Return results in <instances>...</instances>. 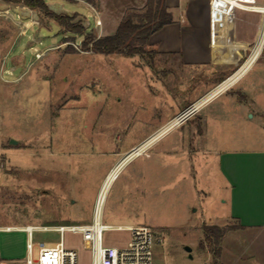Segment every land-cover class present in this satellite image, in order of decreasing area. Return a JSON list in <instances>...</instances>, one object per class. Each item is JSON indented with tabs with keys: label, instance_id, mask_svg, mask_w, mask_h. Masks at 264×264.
Wrapping results in <instances>:
<instances>
[{
	"label": "rangeland",
	"instance_id": "374dc122",
	"mask_svg": "<svg viewBox=\"0 0 264 264\" xmlns=\"http://www.w3.org/2000/svg\"><path fill=\"white\" fill-rule=\"evenodd\" d=\"M73 23L80 22L74 17ZM90 34L103 37L91 26L73 32L22 2L0 0V227L90 222L110 153H127L148 139L164 127L146 137L171 107L193 94L173 93L174 84L165 83L162 75L171 69L153 46L143 55H105L84 48ZM199 127L196 120L187 121L183 129L174 128L147 149L178 146L183 138L192 143ZM196 140L194 145L199 144ZM205 157L194 155L198 173L192 194L186 192L183 198L168 180L169 191L163 196L139 200L132 195L136 185H129L128 172H123L106 192L102 222L149 226L156 237L154 264L222 263L219 254L227 228L218 241H209L203 227L210 225L212 214L221 213L225 191L216 162L207 177L198 167L206 158L216 161ZM159 172L152 171L142 185L157 183ZM226 238V258L244 244L253 250L261 245L264 252V243L253 233ZM129 239L127 230L107 229L103 234L107 246H124ZM26 240L25 232H0V259L21 260ZM58 241L55 232H34L35 244ZM64 242L77 250L78 264H92L90 244L78 234L66 232ZM37 254L35 245V258Z\"/></svg>",
	"mask_w": 264,
	"mask_h": 264
},
{
	"label": "crops",
	"instance_id": "0c3cea01",
	"mask_svg": "<svg viewBox=\"0 0 264 264\" xmlns=\"http://www.w3.org/2000/svg\"><path fill=\"white\" fill-rule=\"evenodd\" d=\"M45 1L53 12L76 17L84 27L95 28L100 36L114 34L127 11L142 10L146 4L144 0ZM139 1L142 5H135ZM263 2L256 0L246 6L235 5L231 0H166L173 22L155 32L149 44L171 69L162 75L165 83L174 84L173 93L184 96L194 91L171 107V112L157 122L156 128L146 137L158 127L167 125L190 103L206 95L209 100L188 120H196L200 125L192 143L189 138H183L178 146L166 144L161 150L147 149L126 160L113 181L127 171L126 181L136 185L133 188L136 193L132 195L139 200L151 194L163 196V191H169L167 182L171 181L174 184L171 190L183 198L186 192L192 194V180L198 173L194 168V155L202 153L206 157H216V161L205 157L198 167L207 177L210 164L216 162L223 181L225 197L220 199L223 208L219 216L214 213L210 217V225L227 228L219 254L220 264H264L261 245L253 250L244 244L231 258H226L224 253L226 237L232 234L253 233L259 244L264 243V46L255 59L248 60L238 70L264 28V14L252 8L262 6ZM188 80L191 83L188 84ZM183 127L184 124L176 130ZM196 139L199 144L194 145ZM116 151L110 153L112 156L101 186L112 167L127 154V150ZM152 171H160L157 183L143 186ZM135 226L141 225L123 227Z\"/></svg>",
	"mask_w": 264,
	"mask_h": 264
},
{
	"label": "built area",
	"instance_id": "2783aa9c",
	"mask_svg": "<svg viewBox=\"0 0 264 264\" xmlns=\"http://www.w3.org/2000/svg\"><path fill=\"white\" fill-rule=\"evenodd\" d=\"M255 1L256 0H231V2L235 5L245 4L246 6L252 5L251 3H254ZM252 8L264 14V2L263 5L260 7ZM263 46L264 28L262 30L259 40L251 49L248 58L238 70L243 68V66L247 63L248 60L255 59L257 55L261 52ZM208 100L209 96L206 95L190 103L179 113H177L167 125H165L153 135H156L163 129V131L166 130V132H168L170 129L182 126L185 122H187L189 119L198 114ZM166 132L161 133L165 134ZM148 139H146L139 145L131 148V150L127 152V154L123 157L121 162L123 160L126 161L129 158L138 156L143 153L150 146V144H145ZM137 148L139 149V151H135ZM120 163L116 165L111 170V172L115 168L119 167ZM105 183L106 180L97 194V198L94 205L93 217L90 223L60 224L54 226L28 225L23 227H0V232H9L15 230L25 232L27 235L25 257H23L17 262L5 261L0 259V264H78L77 250L73 248H67L65 246L64 236L66 232L78 234L85 243L90 244L92 264H154L153 246L156 237L149 226L141 225L135 227H114L112 225H107L102 222V207L105 200V193H103V189ZM107 229L127 230L128 232H130V239L128 243L124 246L104 245L103 234ZM36 231L55 232L59 234V241L55 245H47L46 242H39L35 244L34 232ZM35 245L38 246V254L36 258L34 256Z\"/></svg>",
	"mask_w": 264,
	"mask_h": 264
},
{
	"label": "trees",
	"instance_id": "16d2710c",
	"mask_svg": "<svg viewBox=\"0 0 264 264\" xmlns=\"http://www.w3.org/2000/svg\"><path fill=\"white\" fill-rule=\"evenodd\" d=\"M24 3L27 7L53 18L60 25L73 32L83 31L82 23H73L74 17L57 15L51 11L45 0H9ZM173 22L172 12L169 11L166 0H147L141 11L129 10L122 18L116 32L112 35L96 38L87 35L83 46L95 53L124 56L143 55L146 47L150 46V37L167 24ZM91 44V45H90ZM204 234L209 241H218L224 228L215 225H204Z\"/></svg>",
	"mask_w": 264,
	"mask_h": 264
},
{
	"label": "bare ground",
	"instance_id": "6f19581e",
	"mask_svg": "<svg viewBox=\"0 0 264 264\" xmlns=\"http://www.w3.org/2000/svg\"><path fill=\"white\" fill-rule=\"evenodd\" d=\"M164 130V129H163ZM163 130H161V132H166V130L165 131H163ZM161 132H159V133H157L156 135H153L151 138L149 137V139L145 142V144L146 145H151L154 141H156L163 133H161ZM135 151H139V149L137 148ZM125 161L123 160L121 163H120V165H119V167L124 163ZM119 167H117V168H115L110 174H109V176L106 178V183H105V186H104V189H103V193H105V195H106V192H107V190H108V188H109V186L111 185V183L115 180V178H116V176H117V173H118V170H119Z\"/></svg>",
	"mask_w": 264,
	"mask_h": 264
},
{
	"label": "water",
	"instance_id": "95a60500",
	"mask_svg": "<svg viewBox=\"0 0 264 264\" xmlns=\"http://www.w3.org/2000/svg\"><path fill=\"white\" fill-rule=\"evenodd\" d=\"M49 7V5H48ZM50 8V7H49ZM68 15V14H67ZM16 141L14 140H11V143H15ZM186 250L190 253L192 251V249L190 247H187Z\"/></svg>",
	"mask_w": 264,
	"mask_h": 264
}]
</instances>
